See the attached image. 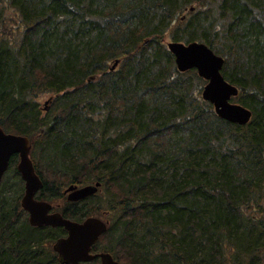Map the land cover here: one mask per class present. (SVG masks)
Returning <instances> with one entry per match:
<instances>
[{
    "label": "trees",
    "instance_id": "obj_1",
    "mask_svg": "<svg viewBox=\"0 0 264 264\" xmlns=\"http://www.w3.org/2000/svg\"><path fill=\"white\" fill-rule=\"evenodd\" d=\"M168 36L224 58L247 123L215 114ZM38 93L54 94L44 116ZM0 126L30 139L40 195L100 182L65 208L106 216L95 250L125 264H264V0H0ZM16 161L0 183V264H65L61 228L28 223Z\"/></svg>",
    "mask_w": 264,
    "mask_h": 264
},
{
    "label": "water",
    "instance_id": "obj_2",
    "mask_svg": "<svg viewBox=\"0 0 264 264\" xmlns=\"http://www.w3.org/2000/svg\"><path fill=\"white\" fill-rule=\"evenodd\" d=\"M166 46L174 57L178 71L195 69L197 75L206 81L202 87L201 96L212 104L218 117L240 125L250 120L251 111L248 108L230 101L231 97L237 95L238 89L222 76L220 71L224 60L221 56L216 55L206 44L197 41L187 43L169 41ZM117 62L115 60L111 68ZM30 149L28 137L6 132L0 126V182L8 168L10 158L17 155L19 160L16 168L25 186L20 204L28 213L29 224L65 229L66 236L57 239L53 244V250L61 263L77 264L99 257L100 264H123L114 260L109 253H91L92 245L105 232L107 222L96 217H87L81 222L73 221L59 213H48L51 205L34 199V194L42 187V182L35 175L29 156ZM99 185L100 182L80 188L70 185L64 192H69L68 200L77 201L95 193Z\"/></svg>",
    "mask_w": 264,
    "mask_h": 264
},
{
    "label": "flooded vegetation",
    "instance_id": "obj_3",
    "mask_svg": "<svg viewBox=\"0 0 264 264\" xmlns=\"http://www.w3.org/2000/svg\"><path fill=\"white\" fill-rule=\"evenodd\" d=\"M17 157V156H16ZM18 158H17V161H16V164H17V162H18ZM15 168H16V165H15ZM34 170H35V175L40 179V181L42 182V185H43V177H41V175L37 172V170L35 169V167H34ZM22 183H23V192H22V195H21V198H22V196H23V194H24V190H25V186H24V181L22 180ZM70 184H67L63 189H62V191L61 192H58V194H57V197H62V198H65V201H64V203L62 204V206L59 204V203H57V204H54V203H52V200H49V199H47V198H54V199H57V197H47V196H44L43 194H41L40 195V189H42V188H39L36 192H35V194H34V199L35 200H37V201H48V202H50L51 203V205H52V208H51V210L49 211V212H59L63 217H67V216H69L67 213H65V208H66V204H71V203H78V202H81L82 200H80V201H77V202H71V201H68L67 200V196H68V193H64V190H65V188L67 187V186H69ZM73 185H75V184H73ZM81 184H76V186L77 187H81V186H83V185H81ZM21 198H20V200H21ZM84 200V199H83ZM22 208V207H21ZM23 209V208H22ZM23 211H24V213L26 214V216H28V214H27V212L23 209ZM61 230H62V232H63V234L62 235H65V231H64V229L63 228H61ZM94 251V250H93ZM98 252H100V251H95L94 253H98ZM95 260H99L98 258L97 259H95ZM100 262V261H99Z\"/></svg>",
    "mask_w": 264,
    "mask_h": 264
},
{
    "label": "rangeland",
    "instance_id": "obj_4",
    "mask_svg": "<svg viewBox=\"0 0 264 264\" xmlns=\"http://www.w3.org/2000/svg\"><path fill=\"white\" fill-rule=\"evenodd\" d=\"M164 42H166L167 40H170V37H164L163 38ZM54 98V94L53 93H38L37 96L34 98L35 102L37 103L38 108L41 111V115L44 116L48 110V108L50 107L52 101ZM66 185H62L61 187L58 188L57 191H55L56 194H58V192H61L62 189L65 187ZM49 200H52V203L57 204L59 203L61 206L65 201V198H60L57 197V199L54 198H47ZM98 264V263H97Z\"/></svg>",
    "mask_w": 264,
    "mask_h": 264
}]
</instances>
